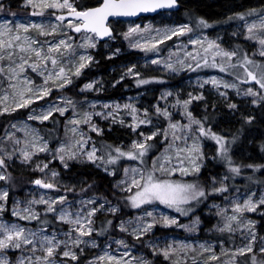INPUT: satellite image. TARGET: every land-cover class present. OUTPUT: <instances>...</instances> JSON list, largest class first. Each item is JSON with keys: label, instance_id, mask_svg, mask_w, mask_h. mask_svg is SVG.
Instances as JSON below:
<instances>
[{"label": "rangeland", "instance_id": "1", "mask_svg": "<svg viewBox=\"0 0 264 264\" xmlns=\"http://www.w3.org/2000/svg\"><path fill=\"white\" fill-rule=\"evenodd\" d=\"M4 1L7 0H0V4ZM24 2L26 14H15L0 7V24L12 29L0 35V42L4 43L0 48V119L9 118L5 133L0 136V159L4 161L0 174L6 177L0 179V195L7 192L6 199H0V225L24 229V236L33 243L26 244L21 238L17 241L20 248L0 250V264H71L79 258L84 260L83 264H155L157 257L167 264H223V260L229 264H246L248 255L264 254L261 251L264 234L259 230L264 217V204L260 203L264 199V163L242 160L244 155L250 157L251 153L237 145L242 136L241 128L228 135L223 130L230 123L238 122V117L246 123L252 121L256 108L264 102V88L245 71L246 67L257 78L264 75V55H261L264 46L255 38L262 34L258 30L253 34L248 32L251 24L261 23L264 11L248 17L240 13L237 17L244 16V19L232 25L197 23L198 30L175 13H162L146 20L123 21L118 28L112 23L113 36L100 43L94 34L74 30L81 22L57 19L69 13L68 9L34 6L39 0H33L32 4L29 0ZM69 2L78 10L77 0ZM32 24L41 26L43 33L40 28L30 27ZM19 25L29 26L28 31H23ZM137 27L140 32L127 35ZM180 27L191 31L159 43L167 32ZM250 35L254 38L250 39ZM16 36L19 39H15ZM61 40L69 47L62 45L59 51H50ZM92 43L94 47L90 46ZM209 43L219 48L208 49ZM137 44L149 50H142ZM36 50L41 53L39 57ZM219 50L235 53V56L231 60L214 57ZM130 53L134 56L112 64L77 92L71 87L73 78L87 68L101 60H117ZM81 56L91 59L84 62L86 66L75 75L83 62ZM245 58L253 63L241 67ZM52 59L57 61L55 65ZM154 60L157 63H153ZM221 67L225 71H221ZM60 68L64 69V76L56 79ZM68 79L71 83H66ZM61 84L64 86L60 87ZM225 84L234 87H225ZM41 89H47L48 93L36 99L34 93ZM248 89L257 94H245ZM21 93L25 98L32 97L33 102L26 107H15ZM185 102H188L186 108ZM57 109H64L63 114ZM49 112L51 115L46 120L30 119ZM212 113L222 118L218 131L213 128L216 122L211 119ZM86 117H90L87 122ZM51 122L55 126L50 129L49 137L44 132L48 128L43 125ZM172 124L177 128H171ZM115 128L130 136V142L114 144L100 139L106 131L114 133ZM216 137L221 138L226 153L221 151ZM43 139L49 145L46 151H39L44 145ZM140 143L145 145L144 149L133 147ZM256 148L253 156L264 158V140H259ZM93 149L95 156L90 160L88 153ZM116 149L130 152L137 158L120 156ZM234 150L240 154L235 156ZM140 151H144L143 157L138 156ZM25 153L29 154L27 160ZM109 159L114 162L108 163ZM54 163L66 169L74 163L90 164L109 177L119 174L114 188L126 194L124 199L132 214L118 218L114 225L115 217L126 213V205L125 210L122 204L106 197L77 193L79 183L61 176ZM209 163H218L226 171L203 178L201 174ZM161 165L163 171L157 170ZM196 167L198 172L194 171ZM233 167L239 168L238 174L231 171ZM149 173L156 180L194 184L205 196L180 205L185 213L159 201L134 207L131 197L141 188L133 180L143 185ZM24 176L29 178V183L22 187L18 179ZM36 180L53 187H41ZM221 187L226 191H216ZM13 188L18 193L12 195ZM60 198H64L62 203ZM41 200L46 203H40ZM52 201H56L55 211L49 212L47 202ZM248 201L256 205L255 210L233 211L237 204L242 206ZM94 209V214L89 216ZM198 211L201 217L213 220L211 227L205 226ZM14 212L23 216L36 214L38 218L22 219ZM65 214H68L67 219L77 216L82 221L90 219L92 223L87 227L92 229L91 234L81 235L76 231L79 225L61 220L60 216ZM165 216L175 219L176 223L166 226L161 222ZM231 216L237 219L230 221ZM154 220V226L137 239L134 231ZM53 222L58 224L52 226ZM227 224L233 230L221 231ZM122 227L127 230H121ZM164 229L175 232L161 233ZM201 230L208 237H200ZM32 233L36 236H31ZM4 235L0 232V239ZM42 237L51 239L55 246L50 257L45 249L52 245L42 242ZM141 242L152 258L139 248ZM249 245L252 251L240 254V250ZM64 252L70 255L65 256ZM210 252H215L221 261L210 259ZM253 258L255 264H264L253 256L250 264H254Z\"/></svg>", "mask_w": 264, "mask_h": 264}, {"label": "snow or ice", "instance_id": "2", "mask_svg": "<svg viewBox=\"0 0 264 264\" xmlns=\"http://www.w3.org/2000/svg\"><path fill=\"white\" fill-rule=\"evenodd\" d=\"M177 0H104L103 4L101 7L98 8H93L89 11H77L72 4L69 2V0H63L61 3V0H39L38 4H35L34 6L36 7H42V8H59V9H68L69 14L73 15L76 19L80 20L81 23L79 25H76L74 30L76 32H81L82 30L93 33L96 36L99 37H104V36H110L111 32L110 29L107 27V20L109 17H116V16H134L137 15L140 12H150V11H156L157 9L161 8H172L176 6ZM29 3L32 4L33 0H29ZM36 14V13H33ZM254 13H249V15H252ZM57 19L64 20V16L57 17ZM240 19H244V16H240ZM201 24H205L206 22L201 20ZM32 28H40L41 32L43 33V29L41 26L32 24L30 25ZM19 28H21L23 31L27 32L29 26L26 25H19ZM254 30H258L262 35L255 37L258 39V42L260 45L264 46V19L261 20V23L259 25L257 24H251L248 27V32L250 34L254 33ZM141 30L137 28H133L130 30V32L127 35H131L132 33H138ZM146 31V30H145ZM191 29L187 27H180V28H174L171 29L169 32H167L163 38L159 41V43H163L165 39H171L172 36L176 35H183L185 32H190ZM4 32H12V29L8 27L7 24H0V35H2ZM15 39H19V36L14 37ZM250 39L254 38L252 35L249 36ZM86 39L91 40L92 37H86ZM10 43V42H9ZM34 43V41H33ZM194 43H200V41H194ZM65 46L69 47V45L66 44L65 41L61 40L55 47L50 48V51H59L60 46ZM90 46L94 47L95 44L92 43ZM137 47H142L141 45L137 44ZM4 47V43L0 42V48ZM155 47V44L153 45ZM219 48L218 45H215L213 43H209L208 49L211 48ZM208 49H205L207 51ZM142 50H149L146 47H142ZM21 51H24L23 48H21ZM41 53L39 50H36V56H40ZM261 55H264V52L261 53ZM215 56H221V57H227L229 60L232 59L233 56H235V53H230L226 52L223 50H219L214 53ZM90 57L88 56H81L80 60L83 61L80 63L77 67V70L75 72V75L80 74V69L86 66L84 62L90 61ZM52 64L55 65L57 61L55 59H52ZM153 63H157V61H152ZM204 63L207 64L208 61L207 59L204 60ZM253 62L251 60H248L247 58L244 59L243 64H241V67H244V65L252 64ZM23 67V65H21ZM33 67H35L33 65ZM171 67V65H169ZM197 67H199V63L197 64ZM232 67H236V65H232ZM221 71H225L223 67L220 68ZM2 71V70H0ZM131 71V70H130ZM245 71L247 73V76L251 78V80L255 81L257 84L260 85L261 88H264V75H262L260 78H257V76L250 70H248L245 67ZM62 76H64V69L60 68L59 71L56 73V79H60ZM52 77L49 76V79ZM66 83H71V80L68 79L66 80ZM140 83H147V81H140ZM212 83H216V81H212ZM64 85L61 84L60 87H63ZM225 87H234V85H224ZM13 87H15L13 85ZM87 87L91 88L92 85H87ZM31 91V90H29ZM48 93L47 89H41L37 92L34 93V97L36 99H40L43 97V95H46ZM245 94H252L256 95L257 93H254L252 89H248ZM8 97L5 96V100ZM33 102V98H25L24 94L21 93L19 96V100L16 102L15 107H26L27 105L31 104ZM187 103L185 102V108L187 107ZM231 107H235V105H231ZM7 111V108L4 109ZM58 111L63 114L64 109H57ZM135 111V109H133ZM51 115V112L48 113V115H44L42 117H30V119H41V120H46L48 119V116ZM164 115H167L165 112ZM190 115V114H189ZM90 117L85 118V122ZM143 122V121H141ZM70 123H78V121H70ZM192 123L199 124V121H192ZM171 128L175 129L177 128V125L172 124ZM94 131H98L95 127H93ZM75 131V129H73ZM200 132L203 134L204 129L201 126ZM152 137H148V139H151ZM174 138H176L174 136ZM217 142L221 144V151L226 153V149L223 147V142L221 138L216 137ZM19 143V141H17ZM134 148L138 149H144L145 145L143 143L140 144H135L133 145ZM47 150V145L44 144L42 147L39 148V151H46ZM198 150V149H197ZM61 152L64 151L63 148L60 149ZM117 152H119L120 156H128L129 158L135 159L137 156H133L132 153H124L120 152L119 149H116ZM144 151H140L138 153L139 157H143ZM95 156V150L93 149L90 153H88V159L92 160L93 157ZM29 158V154L25 153V159L27 160ZM63 160V157H61ZM113 159H109L108 163H113ZM229 163H231L229 161ZM4 161L0 159V166H3ZM155 168V165H154ZM157 170L163 171V165H161ZM182 171L187 172V169H183ZM194 171L198 172L199 168L196 167ZM231 171L235 173H239V168L233 167ZM55 175V174H54ZM143 179V176L141 177ZM0 179H6V177L3 174H0ZM35 183L37 185H40L41 187L45 188H52L53 185L50 183H43L41 180H36ZM133 183L136 184L138 187L141 188V190L137 191L135 196L131 197L132 205L134 207H140L142 204L145 203H151L153 201H159L162 204L167 205L168 207L172 208L174 207L177 212L185 213V209L181 208L180 205L182 204H187L190 202V200H195L198 199L199 197H204L205 192L203 190H197L196 186L194 184H174L170 183L168 181H161V180H156L154 179L152 173H149L144 184L140 185L139 181L133 180ZM216 191H226V188L221 187L220 189H217ZM7 197V192H4L3 195H0V199H6ZM64 198H60V202H63ZM35 203V201L33 202ZM40 203H46L45 201L41 200ZM48 203V208L47 211L52 212L55 211L54 205L56 201L52 202H47ZM261 204H264V199L260 200ZM256 205H254L251 201L246 202L242 206L237 204L235 208L233 209L234 212H243L245 210H255ZM0 210H2V206H0ZM27 211V210H26ZM95 212V209L92 210L91 212L88 213L89 216L93 215ZM14 215H21L19 212H14ZM67 215H61L60 219L61 220H66V222L74 225H79V227L76 229V231H79L81 235H90L92 232L91 228H88L87 225L91 224L92 221L90 219L85 218L84 221L81 220L79 216H77L75 219H67ZM148 215H151V213H148ZM22 219H32V218H38L36 214H33L31 216H23L21 215ZM230 221H235L237 219L236 216H231L228 218ZM162 223H164L166 226L175 224L176 220L175 219H169L168 217H163L162 218ZM156 223L154 220L152 223L147 224L146 226H141L137 228L134 231V235H136V238L139 239L143 234L147 233ZM121 230L126 231V228H121ZM232 231L233 229L231 228L230 224H227L225 228L221 229V231ZM0 232L5 233L4 238L0 239V250L6 249L8 247H13V248H20V243L17 242L21 238H23V242L28 244V243H33L32 239L29 237L24 236V229H17L16 226H12V228H7L5 225H0ZM31 236H36V233L30 234ZM42 242H46L48 245H52V240L49 239L48 237H42L41 238ZM76 243H80V241H76ZM122 243V242H121ZM54 245L47 247L45 251L47 252V255L50 257L53 254L54 250ZM251 246L249 245L245 249L240 250V254H244L245 252H251ZM261 251H264L262 249ZM63 255L68 256L70 253L64 252ZM164 255L167 257L168 252L165 251ZM75 259V256L73 255L72 257ZM212 259H216L215 256L212 257ZM254 264H255V258H253Z\"/></svg>", "mask_w": 264, "mask_h": 264}, {"label": "trees", "instance_id": "3", "mask_svg": "<svg viewBox=\"0 0 264 264\" xmlns=\"http://www.w3.org/2000/svg\"><path fill=\"white\" fill-rule=\"evenodd\" d=\"M25 0H7L0 4V7L4 6V10L8 12H13L15 14L24 13L26 14L28 11L26 8H24L23 4ZM103 0H77L76 7L78 10H86L92 7L98 6ZM264 11V0H180V7L176 11H172L171 13H175L177 16H179L180 20H184L186 22H189L193 25V27L197 29V23H200L201 20L205 21L206 23H224L228 25H232L234 21L240 19L237 17L238 14L242 13L244 16H251L249 13H261ZM26 12V13H25ZM164 13H170V12H164ZM21 14V15H24ZM162 14V13H161ZM160 15V14H159ZM158 16V15H157ZM155 16V17H157ZM150 17V18H155ZM147 17L141 18L139 20H146L150 19ZM123 21H114L113 25H115L117 28L119 25H122ZM123 29V28H121ZM114 30V29H113ZM115 31V30H114ZM105 41H101L100 43H104ZM134 53H130L128 55H124L123 57L119 59L114 60H101L99 63L94 64L92 67L87 68L83 73H81L79 76L73 78V82L71 84V87H73L76 92L80 88H82L85 83H87L89 80L94 78L95 76L101 74L102 72L106 71L108 67H110L114 63H118L126 58L133 57ZM119 88V87H118ZM113 94V93H112ZM111 94V95H112ZM256 115L255 118L246 123L242 118L238 117V122L236 123H230L229 127L227 129H223L225 131V134L228 135L232 131H238L239 128L242 129V136L241 139L237 142L239 145V148H245L246 152L251 153L250 157H242V160L244 161H250V162H262L264 163V158L261 157H254L253 155L258 150L256 148V144L259 140H264V102L258 105L256 108ZM211 119L215 120L216 123H214V130L218 131L221 129L222 124V118L218 116L216 113L211 114ZM217 120V121H216ZM9 124V118L5 117L3 119H0V136H2L5 133L6 126ZM46 128L44 130L45 133L50 137V129L52 130L55 126L53 122L49 124L43 125ZM225 126V125H223ZM114 133L116 135H114ZM114 133H110L106 131L104 133L103 137H99L100 139H103L106 142L109 143H120L124 142L125 144L129 143L131 140V137L126 135L121 130L115 128ZM115 136V137H114ZM235 151V156H237L239 151ZM245 152V153H246ZM244 153V154H245ZM240 157V156H239ZM55 166H57V170L67 180H72V182L79 183L78 187L76 188V192L79 194H92V195H98L102 197H106L110 199L111 201L117 202L118 204H122L123 208L127 211L124 215L115 217L114 219V225L118 218H123V216H128L132 214V210L128 208V204L125 202V197L127 198L126 194H120L116 191L114 188V182L116 177H109L108 175L102 173L100 170L95 168L94 166L90 164H78L74 163L69 166V168H64L60 166L58 163H54ZM226 171L225 167L218 164V163H209V165L205 168V170L202 172L201 176L203 178H206L207 176L214 175V174H223ZM119 172V171H118ZM18 179V178H17ZM20 180L22 183V187L26 186L27 183H29V178L24 176ZM206 180V179H205ZM12 195L15 193H18V190H15L14 188L11 190ZM124 200V201H123ZM125 202V204H124ZM126 205V207H125ZM198 213L201 214L200 211ZM203 217V218H202ZM205 226L211 227L212 225V219L202 216ZM58 223L53 222L52 226L57 225ZM259 230L261 234H264V217L261 219V224L259 225ZM115 232V230H113ZM161 233H170L175 232L172 229H164L160 231ZM200 237H208L206 234H204V231L201 230ZM139 248L144 250L149 257L152 258V255L148 252L147 249H145L143 243H140ZM253 257L259 258L260 261H264V254H253ZM252 256L248 255L247 263L250 264V260H252ZM155 264H167L162 258L157 257L155 258ZM84 260L79 258L75 261H72L71 264H83Z\"/></svg>", "mask_w": 264, "mask_h": 264}, {"label": "water", "instance_id": "4", "mask_svg": "<svg viewBox=\"0 0 264 264\" xmlns=\"http://www.w3.org/2000/svg\"><path fill=\"white\" fill-rule=\"evenodd\" d=\"M104 0L96 7H92V8H89V9H86V10H83V11H89L93 8H98V7H101L102 4H103ZM180 7V0H177L176 2V6L172 7V8H161V9H157L156 11H150V12H140L138 13L137 15H134V16H116V17H109L108 20H107V27L110 29V32H111V35L110 36H104V37H99V36H95L100 40V41H105L109 38H111L114 34V30H113V27H112V23L114 21H136V20H139L141 18H144V17H147V18H150V17H155L161 13H164V12H172V11H176L178 10ZM77 11H81V10H77ZM65 17L64 20H76V21H79L81 22L80 20L76 19L73 15H70L69 13L63 15ZM81 32H86L84 30H82ZM86 33H89V32H86ZM93 34V33H91Z\"/></svg>", "mask_w": 264, "mask_h": 264}, {"label": "built area", "instance_id": "5", "mask_svg": "<svg viewBox=\"0 0 264 264\" xmlns=\"http://www.w3.org/2000/svg\"><path fill=\"white\" fill-rule=\"evenodd\" d=\"M43 144H48L49 145V143H48V141H46V140H44L43 139ZM209 257H210V259H212V257L213 256H215L216 257V259H212V260H214V261H217V260H219V261H221L220 259H219V256L215 253V252H210L209 254ZM200 260L202 261V260H204V258H200ZM223 264H229L228 262H226L225 260H223V261H221Z\"/></svg>", "mask_w": 264, "mask_h": 264}]
</instances>
